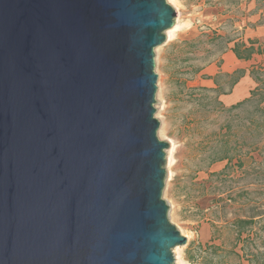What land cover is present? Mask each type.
Listing matches in <instances>:
<instances>
[{
  "label": "water",
  "instance_id": "obj_1",
  "mask_svg": "<svg viewBox=\"0 0 264 264\" xmlns=\"http://www.w3.org/2000/svg\"><path fill=\"white\" fill-rule=\"evenodd\" d=\"M168 0H0V264H177L156 50Z\"/></svg>",
  "mask_w": 264,
  "mask_h": 264
},
{
  "label": "rangeland",
  "instance_id": "obj_2",
  "mask_svg": "<svg viewBox=\"0 0 264 264\" xmlns=\"http://www.w3.org/2000/svg\"><path fill=\"white\" fill-rule=\"evenodd\" d=\"M170 4L178 29L156 50L155 62L158 119L164 140L174 145L164 199L188 239L176 263L264 264V67H235L250 72L252 91L259 87L253 102L240 108L224 105L214 90L230 89L227 75L235 71L224 67L236 44L253 41L264 51V38H250L264 29V0ZM225 150L233 160L213 162ZM236 219L254 221L237 248Z\"/></svg>",
  "mask_w": 264,
  "mask_h": 264
},
{
  "label": "trees",
  "instance_id": "obj_3",
  "mask_svg": "<svg viewBox=\"0 0 264 264\" xmlns=\"http://www.w3.org/2000/svg\"><path fill=\"white\" fill-rule=\"evenodd\" d=\"M234 55L236 58L240 61H245L248 62L252 60V58L256 55H262L264 54V51L262 50L261 47L256 48L255 47V42L250 41V46H247L243 43L241 44H236L235 48L232 49ZM264 70V69H263ZM254 72V71H253ZM253 72L251 71V75H253ZM229 76L232 81L230 83V89L228 91L224 90L222 87H220L217 83L218 80L217 78L215 79V83L218 85L216 89H214L217 93L218 96L222 95H229L232 93L234 87L240 82V80L245 76V71L244 70H236L233 74L227 75ZM256 80L259 82L260 79L256 78ZM260 83V82H259ZM259 90V87H257L255 90L251 91L250 94L251 96L245 99L244 101L234 105L232 109L240 108L246 103L253 102V98L256 95V92ZM264 96V95H263ZM264 102V99L262 100ZM228 160L231 162L233 160L232 157L229 156V151L225 150V153L223 156L216 158L213 162H222ZM229 165V164H228ZM228 167V166H227ZM254 225L253 219H236L234 221L233 227L236 233V245L235 248H237L241 242L243 241V236L247 235L251 231V227ZM220 240L219 237L213 238V241ZM245 240V239H244ZM208 248H212L214 250H220V247L216 245H211L208 246Z\"/></svg>",
  "mask_w": 264,
  "mask_h": 264
},
{
  "label": "crops",
  "instance_id": "obj_4",
  "mask_svg": "<svg viewBox=\"0 0 264 264\" xmlns=\"http://www.w3.org/2000/svg\"><path fill=\"white\" fill-rule=\"evenodd\" d=\"M253 37L259 39L264 38V29L261 28L259 29L258 33H255L252 36L250 35V38ZM234 60L236 61V63ZM246 64H249V66L260 65L264 67V54L256 55L252 58V60L245 62L238 60L234 55V53L230 51L228 56L226 57V64L224 68L228 72H233L235 71L236 66H244ZM253 86H254L253 81L250 78V72L248 71L247 74L244 76V78L241 80V82L238 85H236L232 93L229 95H223L221 101L224 103V105L228 107L234 106L249 97L250 92L253 89Z\"/></svg>",
  "mask_w": 264,
  "mask_h": 264
},
{
  "label": "bare ground",
  "instance_id": "obj_5",
  "mask_svg": "<svg viewBox=\"0 0 264 264\" xmlns=\"http://www.w3.org/2000/svg\"><path fill=\"white\" fill-rule=\"evenodd\" d=\"M168 1H169V3H171V0H168ZM172 1H173V0H172ZM177 29H178V25L174 26V27L171 29V31H170V35H169V39L173 36V34L176 32ZM173 150H174V145H172V146L170 147V150H169V154H170V157H171L169 167H171L172 162H173V160H174V159H172V153H173Z\"/></svg>",
  "mask_w": 264,
  "mask_h": 264
}]
</instances>
